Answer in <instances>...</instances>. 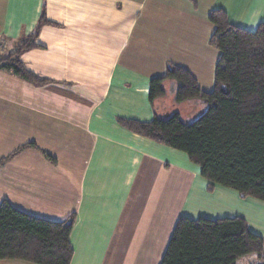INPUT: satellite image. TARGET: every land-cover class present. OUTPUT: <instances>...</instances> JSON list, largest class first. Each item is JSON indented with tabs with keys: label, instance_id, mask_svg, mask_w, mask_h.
Instances as JSON below:
<instances>
[{
	"label": "crops",
	"instance_id": "0c3cea01",
	"mask_svg": "<svg viewBox=\"0 0 264 264\" xmlns=\"http://www.w3.org/2000/svg\"><path fill=\"white\" fill-rule=\"evenodd\" d=\"M217 8L249 30L264 21V0H0V57L45 19L19 53L44 81L0 67V203L55 221L73 214L70 264H159L180 216H240L264 236L243 212L259 202L209 190L185 153L118 121L204 112L199 98L175 102L173 79L150 101L149 81L172 64L212 90Z\"/></svg>",
	"mask_w": 264,
	"mask_h": 264
},
{
	"label": "trees",
	"instance_id": "16d2710c",
	"mask_svg": "<svg viewBox=\"0 0 264 264\" xmlns=\"http://www.w3.org/2000/svg\"><path fill=\"white\" fill-rule=\"evenodd\" d=\"M208 19L214 26L209 44L219 51L212 90H200L187 69L172 64L163 76L149 81L150 101L163 95L164 79H173L175 102L199 98L206 105L204 112L189 123L177 113L148 122L118 121L132 132L185 153L200 167L209 190L219 184L240 197L264 202V21L249 30L230 23L219 8L211 10ZM44 22L41 17L34 31L0 58V67L35 84L44 81L19 60L23 49L35 45ZM73 220V214L55 221L27 214L7 201L0 203V260L70 264ZM247 255H254L247 264H264V237L251 232L244 218L180 216L159 264H239Z\"/></svg>",
	"mask_w": 264,
	"mask_h": 264
},
{
	"label": "rangeland",
	"instance_id": "374dc122",
	"mask_svg": "<svg viewBox=\"0 0 264 264\" xmlns=\"http://www.w3.org/2000/svg\"><path fill=\"white\" fill-rule=\"evenodd\" d=\"M0 58H4V57H0ZM247 197H249L251 199L253 198V197H250V196H247ZM252 200H254V201L256 200L261 205L254 204L253 202L250 203L251 201H249V203H246V206L244 207L243 212L245 213V215H246V217L248 219V222L250 224L251 229L252 228L253 229L254 228L257 229V227L262 228V226L264 225V202L260 201V200H258L256 198H253ZM175 224H176V222H175ZM175 224H174V226H175ZM173 229H174V227H173ZM173 229H172V231H173ZM256 232H259L260 234L264 233L259 228H258V230H256ZM253 258H254V255H247V256L241 257L238 260V263L239 264H246V263H248L250 261V259H253ZM6 260H11V261H6V264H13V263H9V262L18 261L16 259H6ZM20 261L21 260H19L18 262H20ZM26 263L21 261V263H14V264H26ZM0 264H2V263H0ZM27 264H32V263H27Z\"/></svg>",
	"mask_w": 264,
	"mask_h": 264
}]
</instances>
